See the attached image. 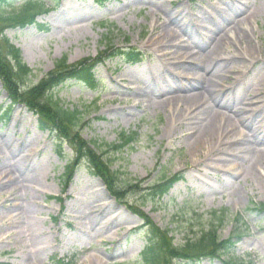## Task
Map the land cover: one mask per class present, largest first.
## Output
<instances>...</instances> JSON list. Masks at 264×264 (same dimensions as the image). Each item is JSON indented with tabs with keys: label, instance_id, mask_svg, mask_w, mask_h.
Instances as JSON below:
<instances>
[{
	"label": "rangeland",
	"instance_id": "1",
	"mask_svg": "<svg viewBox=\"0 0 264 264\" xmlns=\"http://www.w3.org/2000/svg\"><path fill=\"white\" fill-rule=\"evenodd\" d=\"M28 1L1 5V17L19 14ZM37 1L50 10L33 24L21 28L0 21V264H57L70 258L76 264H143L140 253L145 235L141 230L145 227L135 212L156 229L159 241L150 236L154 250L160 241L176 250L194 241L207 230L215 212L214 222L221 221L219 239H233L236 245L233 253H220L219 261L202 259L199 264H223V260L264 264V211L259 208L264 206V162L252 170L253 154H239L226 162H218L215 151L195 155L185 139L189 122H171L170 110L157 105L176 95V86L182 88L196 80L193 65L204 66L207 50L198 52L194 44L204 40L208 49V42L228 39V33L231 43L222 55L238 50L234 34H239L260 57L243 75H228L237 81L241 102H252L255 98L250 91L264 73V0H105L102 6L92 0ZM250 11L254 20L236 24ZM170 18L190 35L170 24ZM164 23L178 35L185 51H194V59L158 52L153 43ZM7 45L18 50L32 71L25 86L42 81L63 58L67 66H76L100 56L107 47L135 48L147 56L136 66L107 61L96 69V83L66 82L52 94L63 110L79 112L75 131L109 180L116 200L99 177L92 176L88 152L78 156L69 135L73 130L57 121L49 102L36 101L59 136L69 135V140L62 138L61 142L40 132L38 116L9 98L3 86L17 84L18 79L11 75ZM176 63L186 68L179 71L174 68ZM227 64L223 72L232 66ZM178 74L181 79L175 85L171 78ZM20 86L19 82L18 94L23 93ZM238 104L232 98L229 108L219 112L233 117L229 109ZM237 132L252 135L239 125ZM121 134H134L133 142L121 151L105 152L104 144L118 145ZM116 171L122 174L118 184L110 181ZM176 173L183 180L160 200L143 198V191L139 195L122 189L124 182H131L145 190L148 184ZM162 252L160 259L144 264H186Z\"/></svg>",
	"mask_w": 264,
	"mask_h": 264
},
{
	"label": "bare ground",
	"instance_id": "2",
	"mask_svg": "<svg viewBox=\"0 0 264 264\" xmlns=\"http://www.w3.org/2000/svg\"><path fill=\"white\" fill-rule=\"evenodd\" d=\"M172 19L170 18V24L172 23V25L180 28L186 35H190V32L185 31L184 26ZM230 20L232 21V19ZM251 20H254V12L252 11L245 18L232 22L240 25ZM163 25H165L164 29L158 32L159 37L153 43L158 52L172 57L181 56V59L184 60L194 59V51H185L186 46H182L181 42L178 41V35H175L167 27L166 23ZM232 32L234 34V31ZM229 34L225 35L228 39L224 37L215 38L214 41L208 42V49H205L206 46H204L206 41L200 40L196 42L194 44L195 50H198V52L199 50H207L204 66L198 68L193 65L196 70V80L192 79L190 84L185 87L182 86V88L179 85L176 86L177 94L162 100L157 105L162 109L170 110L173 116L171 117V122H177L182 119L189 122L188 127L185 129V139L188 140L191 152L195 155L203 150L204 155L215 151L219 154L215 156V159L218 162H226L239 154H242V156L244 154H253L255 160L251 169L255 170L261 162H264V148L259 150L256 148L264 144V134H252L249 138L247 135L237 132V125L250 129L249 123H252L250 125L252 129L264 130V124L254 122L246 117L264 115V73L255 81L250 91L251 97L253 96L255 99L252 102H243V100L241 102V92L237 86V81L230 79L228 75L231 73L243 75L244 71L248 72L247 69L249 67L252 68L250 64L253 65L255 58L258 60L260 57L255 56L254 47H251L249 42L246 43L245 39L240 37L239 34H234L235 39L240 44L238 50L230 51L227 56L222 55L221 53L228 47V42L229 44L231 43L230 38H232V35ZM244 44L248 46L243 47ZM229 62L232 63V66L223 72V65ZM174 66L179 71H183L186 68L184 64L181 66L176 63ZM180 77L179 74L173 75L171 80L176 85L178 80L181 79ZM221 93L223 95L220 96ZM232 98L239 102L234 109H229L233 117L219 112L220 109L229 108L228 103L232 101ZM177 107L181 109V114L176 112ZM222 154L224 156L220 157ZM207 157L209 158L210 156Z\"/></svg>",
	"mask_w": 264,
	"mask_h": 264
},
{
	"label": "trees",
	"instance_id": "3",
	"mask_svg": "<svg viewBox=\"0 0 264 264\" xmlns=\"http://www.w3.org/2000/svg\"><path fill=\"white\" fill-rule=\"evenodd\" d=\"M14 0H0V6L4 4H11ZM22 10L19 14L15 16H8L6 18L1 17L0 15V21L4 22V24L12 26V27H25L26 25L32 24L34 21V18L37 15H40L41 13L45 12L41 6H36V4L32 2L25 3L22 7ZM103 26V25H102ZM6 52L9 63H12V71L11 75L12 77H16L18 79L17 84L8 83L5 84L4 90L7 91L9 98L13 101V103H16V101H19L23 106L27 108L28 111L34 112L37 116V128L41 132H47L52 136H55L59 139V141H62V138L69 140V135L72 137V142L75 144L74 147L76 148V152L79 157L82 156V152H88L86 155V158L88 159L89 165L91 166L92 172L95 176L99 177L107 186V189L109 190L110 194H113L114 192L111 190L112 186L109 183V180H107L106 176H104L101 172V170L95 166L94 158L91 156V153L87 150L86 144L81 141L79 134L77 131L78 123H79V112H70L63 110L60 106V101L54 99L53 92L58 87L63 85L64 83L71 81V80H83L84 82H93L94 81V74L93 69L98 64L102 63L106 59H115L118 58L122 61H125L127 63H135L141 60V54L137 52L136 50L125 48V49H117L114 47H107V50L104 51L103 54H100V56L86 60L85 62L81 64H77L76 66H67L66 60L63 58L62 60H59L55 64V71L48 74L44 79L40 82H38L35 85H27V78L31 76L32 71L23 63L20 54L18 50L13 48L12 46H8L6 48ZM10 81H11V76ZM20 79V81H19ZM19 82H20V90H23L22 94H18L19 92ZM17 93V94H16ZM19 95V96H18ZM42 99L51 109L54 111V114L57 115V121L66 125L67 127L71 128L73 130V133L68 135L67 128L64 129L65 132H67L68 136H59V133L56 132V126L51 122L52 120H49V116L47 115L46 110H43L39 106L38 103H36L37 100ZM9 113V112H7ZM76 130V131H75ZM56 134V135H55ZM133 136L134 134H121L120 137V143L118 145H107L104 144L103 148L105 149V152H108V150H111L113 152L121 151V149L127 145H129L131 142H133ZM61 138V139H60ZM60 142V146H62V143ZM68 144L72 147V143L68 142ZM103 152V153H105ZM90 155V157H89ZM77 157V156H76ZM78 157V158H79ZM92 159V160H91ZM80 158L76 160V162H79ZM122 174L119 171H116L113 173V177L111 178V182L118 184L120 177ZM179 180H181V175H175L171 177L170 179H163L162 181L153 184L148 185L145 190H141L140 186H133L132 183H126L124 182V186L122 185L123 191L127 192H135L134 194H139L142 192L141 196L143 198H149V199H155L159 196H162L163 194L167 193V191L173 186V184L177 183ZM147 192V193H146ZM118 194V193H117ZM115 197V196H114ZM116 198V197H115ZM261 211H264V206L259 207ZM212 216V223L209 224V227L206 231H202L200 236L197 237L194 241H186L182 246L176 250L175 248L169 247V244H164L160 241V247L154 250V246L152 249V246L150 244H147V247L145 250V253H143V258L146 260V262H149L155 259H160L162 250L165 251L167 255L174 258H179L181 261H187V262H197L203 258H209V259H218L220 256V253L223 255H228L233 253L234 248V242L232 239L227 240H221L219 239L217 235L218 227L221 225V221L217 220V223H215V213L211 214ZM214 222V223H213ZM150 235L147 236L148 240L155 237L157 240L158 233H156V229H153L152 226ZM153 231V232H152ZM147 232V231H146ZM148 233V232H147ZM164 239H167L165 236H163ZM159 241V240H157ZM208 250L209 253L207 255L203 256H191V253H201ZM219 253V254H218ZM187 256H190L189 259L186 258ZM66 264H74L73 260L67 262ZM230 264V263H226Z\"/></svg>",
	"mask_w": 264,
	"mask_h": 264
}]
</instances>
